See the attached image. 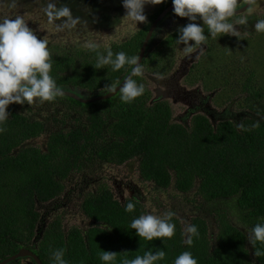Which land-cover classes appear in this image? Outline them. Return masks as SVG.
<instances>
[{
  "label": "trees",
  "instance_id": "16d2710c",
  "mask_svg": "<svg viewBox=\"0 0 264 264\" xmlns=\"http://www.w3.org/2000/svg\"><path fill=\"white\" fill-rule=\"evenodd\" d=\"M178 1L205 0H161L151 20ZM113 2L46 0L47 13L53 3L59 17L81 27L117 25L128 9ZM186 11L196 17L175 32L182 40L192 30L195 46L197 37H206L196 22L205 13ZM148 27L110 48L78 38L39 39L24 21L2 22L0 74L99 95L131 71ZM174 37L166 40L169 47L147 51L142 66L170 63ZM140 70L115 96L89 103L0 81V261L28 247L43 264H264V117L215 123L196 113L190 124L174 121L167 100L150 101L145 83H135ZM255 76H245L243 87L264 97ZM41 136L45 147L29 142ZM133 159L143 180L161 189L173 185L176 196L182 194L192 213L188 230L172 212L164 222H149L141 197L124 203L115 197L105 169ZM76 180L98 185L75 195L94 224L66 230L61 210L39 232L45 220L40 205L62 198Z\"/></svg>",
  "mask_w": 264,
  "mask_h": 264
},
{
  "label": "rangeland",
  "instance_id": "374dc122",
  "mask_svg": "<svg viewBox=\"0 0 264 264\" xmlns=\"http://www.w3.org/2000/svg\"><path fill=\"white\" fill-rule=\"evenodd\" d=\"M112 1L104 0L106 3ZM128 1L132 2V7L122 14V20L112 28L101 31L86 26L81 27L78 21L72 18L69 20V17L64 21L56 17L55 20L52 19L50 13H47L46 0H30L29 2L0 0V24L6 21H24L33 31L34 36L39 39H52L64 43L69 40L76 41L78 38L87 46L94 43L107 45L122 42L143 29L150 21L148 16L161 6V0ZM246 1L205 0V3L230 10L233 9L231 6L235 7L241 3L243 5ZM186 10L189 9L169 15L161 23L160 29L150 44V53H152L156 47L168 46L166 42L168 37L175 36L174 47H172L174 52H171L170 63H163L164 67L161 68L153 61L146 63L141 66L135 83H145L150 92V101L160 97L167 100L171 104L174 121L190 124L192 117L188 115V111L199 105L201 108L194 113L206 114L215 123L225 119L240 121L250 116L264 117V113L261 112L264 110V97H253L249 89L243 87L245 76L249 77L253 74H256L255 80L258 83L256 91L264 87V0H256L251 9L240 17L210 13L199 15L196 22L199 21L200 28L197 30L206 34V37H197L199 42L195 43V46H191L190 43L189 34L193 33L192 30L180 33L182 40H178L175 32L177 29H182L193 16L196 17V14L188 15L189 12ZM232 18L234 21H231ZM211 20L212 25H205ZM241 23L243 26H239ZM202 39L206 41L200 42ZM243 67L244 70L237 71ZM81 92L87 95L84 91ZM205 103L207 107L202 108ZM46 140V136H41L29 142L45 147ZM138 165L139 160L133 159L105 173L108 186L116 197L123 198L126 195L139 193L147 206L159 216L161 219H157L159 222L168 216L170 206H175L179 209L177 217H180L183 227L188 230L192 213L190 206L184 202L182 194L176 196L175 193L179 191L173 185L167 189H161L155 187L154 183L143 180ZM97 186V183L84 184L76 180L70 191L67 190L62 198L52 204L40 205L45 220L42 221L39 232L46 220L48 221L61 210L65 215L63 224L66 230L72 226L84 230L93 225L94 223L79 210L78 198L75 195L83 190H95ZM67 194L70 195L67 196ZM147 219L151 223L156 221L155 218ZM233 220L235 218H232ZM236 223L241 227L239 222ZM22 262L32 264L29 258L22 259Z\"/></svg>",
  "mask_w": 264,
  "mask_h": 264
},
{
  "label": "water",
  "instance_id": "95a60500",
  "mask_svg": "<svg viewBox=\"0 0 264 264\" xmlns=\"http://www.w3.org/2000/svg\"><path fill=\"white\" fill-rule=\"evenodd\" d=\"M252 0H247L245 5L236 8V9H230V10H224L223 8H220V6H202L194 3H187L183 1H178L175 3L170 4L167 6L162 13L156 18V20L152 23L149 32L147 34V37L145 41L142 44V47L139 52L138 60L131 69V71L128 73V75L112 90H109L107 93L95 95V96H87V95H81L78 91L72 90L66 87H58V86H52V85H44L38 82H34L31 80H28L26 78H21L17 76H10V75H1L0 74V81H6L10 83H18V84H23V85H28L31 87H34L36 89H42L46 91H50L53 93H57L60 95H66L69 97H72L78 101H81L82 103H89V102H94V101H99L103 99H107L110 97L115 96L119 91H121L127 83L130 81V79L133 77V75L137 72L139 69V66L141 65L145 55L146 51L150 42V39L155 31L156 26L158 25L159 21L163 19V17L175 10H180V9H190L194 11H200V12H210V13H215V14H221V15H237L245 12L248 7L251 5ZM83 94V93H82ZM30 257L35 260L37 264H43L42 260L40 257L33 251V249L28 248V247H23L21 248L17 253L5 258L4 260L0 261V264H10L13 261H16L20 258H26Z\"/></svg>",
  "mask_w": 264,
  "mask_h": 264
},
{
  "label": "flooded vegetation",
  "instance_id": "af4514ba",
  "mask_svg": "<svg viewBox=\"0 0 264 264\" xmlns=\"http://www.w3.org/2000/svg\"><path fill=\"white\" fill-rule=\"evenodd\" d=\"M78 1H80V0H78ZM255 1L256 0H252V3H251V5L248 7V9L245 11V12H243V13H241V14H237V15H234V16H242L243 14H246L250 9H251V7H252V5H254V3H255ZM87 5H90V7L89 8H91V1L90 2H85ZM244 3V2H243ZM115 5V3L112 1L111 2V4H109V5ZM117 5H119V6H122V7H124V8H127V9H130L131 7H132V2H129L128 0H117ZM199 5V4H198ZM200 5H202V6H209L208 5V3L206 4L205 3V1H203ZM245 4H243L242 5V3L241 4H239L238 6H231L233 9H236V8H240V7H242V6H244ZM212 7V6H211ZM224 7H228V6H224ZM49 8H50V10H51V18L52 19H54L55 20V17L58 19V20H60V21H62L61 19L63 18V19H65V17L67 18V16H65V15H61V17H59L58 15H57V11H56V8H54V5H53V3H50L49 4ZM166 8V7H165ZM164 8V9H165ZM163 9V10H164ZM157 10V9H156ZM156 10L150 15V16H148V18H149V23L147 24V25H149V27H148V30H147V32H146V36H145V38H144V40H143V42L145 41V39H146V37H147V34H148V32H149V29H150V27H151V25H152V23L156 20V18L162 13V11L163 10H161L160 12H159V14L157 15V17H155L154 18V20H151V16H153V14L156 12ZM177 12V10H175V11H172V12H170V13H168V14H166L164 17H163V19L162 20H160L159 21V23H158V25L156 26V28H155V31H154V33H153V35H152V37H151V39H150V42H149V45H148V48H147V51H148V53H147V51H146V53H147V55L151 52L150 50H151V48H150V44H151V42H152V40L154 39V37L156 36V33L158 32V30L160 29L159 27L161 26V23H163L166 19H167V17L169 16V15H171V14H173V13H176ZM200 12V11H199ZM72 13V8H71V10H70V14ZM204 13H210V12H204ZM210 14H215V13H210ZM216 15H221V14H216ZM224 16H228V15H224ZM234 21V20H233ZM146 25V26H147ZM145 26V27H146ZM239 26H243L242 25V23H241V25H239ZM87 28H92V29H94V30H96V31H101V30H104V29H108L110 26H106V25H101V24H97V23H93V24H87V26H86ZM111 28H112V26H111ZM110 29V28H109ZM114 43H120V42H113V43H109V44H107V45H102V44H98V45H101V46H105V47H110V48H112V46H113V44ZM143 44V43H142ZM141 47H142V45H141ZM141 47H140V49H141ZM139 52H140V50H139ZM139 56V55H138ZM145 57H147L146 55H145ZM144 57V58H145ZM137 60H138V57H137V59H135L134 61V65H135V63L137 62ZM144 60V59H143ZM133 65V66H134ZM142 66V63H141V65L139 66V67H141ZM133 68V67H132ZM128 75V74H127ZM126 75V76H127ZM125 76V77H126ZM124 77V78H125ZM114 89V88H113ZM85 93H87L88 94V96H95V95H92L93 93H90V92H87V91H84ZM104 93H107V92H104ZM119 93V92H118ZM117 93V94H118ZM101 94H103V93H101ZM74 99V98H73ZM156 99V98H155ZM160 99H163V98H161L160 97ZM153 100V99H152ZM205 107H207V104L205 103V104H203L202 105V108H205ZM199 108H201V106L199 105V106H196L195 107V109H192V110H189L188 111V115H190L191 117L195 114L194 113V111L195 110H198ZM188 117V116H187ZM186 117V118H187ZM186 123H188V122H186ZM129 162V161H128ZM127 163V162H126ZM123 165V164H122ZM122 165H115V166H122ZM115 166H112L111 168H107L106 167V169H105V173L109 170V169H113ZM140 173V172H139ZM141 176V175H140ZM148 182H151V181H148ZM152 183H154L153 181H152ZM155 187H157V186H155ZM158 188V187H157ZM113 192V191H112ZM114 193V192H113ZM114 195H115V193H114ZM115 197H116V195H115ZM139 197H141V195L138 193V194H133V195H126L125 197H123V198H121V197H116L117 199H119L120 201H122L123 203L126 201V200H128V199H131V198H139ZM146 206H147V204H146ZM147 208H148V210H149V212L147 213V216H146V218H155V220L156 221H158L157 219H159V220H161L160 218H159V216L157 215V214H155L153 211H152V209L151 208H149L148 206H147ZM178 208L177 207H175V206H170V210H169V212H172V213H174L175 215L177 214V212H178ZM177 216V215H176ZM179 217V216H178ZM168 218V216H166V217H164L163 218V222L166 220ZM180 218V217H179ZM159 222V221H158Z\"/></svg>",
  "mask_w": 264,
  "mask_h": 264
}]
</instances>
